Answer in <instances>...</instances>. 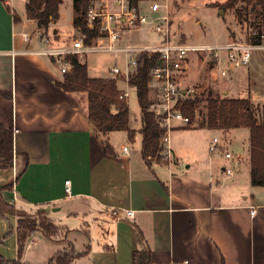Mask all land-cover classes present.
I'll list each match as a JSON object with an SVG mask.
<instances>
[{
    "label": "crops",
    "instance_id": "crops-1",
    "mask_svg": "<svg viewBox=\"0 0 264 264\" xmlns=\"http://www.w3.org/2000/svg\"><path fill=\"white\" fill-rule=\"evenodd\" d=\"M13 6L0 0V119L14 134L13 166L0 168V186H11L3 191L6 201L28 214L44 212L68 231L75 251L89 246L72 264H133V252L145 245L150 264H264V186L251 182L249 130L243 131V158L228 147L234 131L245 128L226 131V142L219 138L221 149L212 153L205 129L176 124L169 147L177 162L146 163L141 128H134L133 140L127 131L96 132L87 118L86 93L60 87L65 73L48 49L71 46V37L61 33L62 13L54 38L27 18L26 6L23 17L15 0ZM72 18L74 28V2ZM78 35L75 28L71 36ZM228 166L231 175L224 171ZM128 209L133 217H125ZM17 220L0 216L5 260L19 259ZM34 237L21 258L25 263L49 264L66 248L54 237Z\"/></svg>",
    "mask_w": 264,
    "mask_h": 264
},
{
    "label": "trees",
    "instance_id": "trees-1",
    "mask_svg": "<svg viewBox=\"0 0 264 264\" xmlns=\"http://www.w3.org/2000/svg\"><path fill=\"white\" fill-rule=\"evenodd\" d=\"M74 1V25L79 35H87V41L95 31L89 27L86 19L88 0ZM62 0H26L27 18L37 23L43 36H50L53 25L60 18V5ZM223 10L231 9L239 23H247L249 34L246 41L260 43L264 25V0H226L221 4ZM77 12V15H76ZM256 32V34H254ZM58 38V34L52 35ZM76 38L73 37L72 40ZM57 61L55 56H51ZM63 61L69 64L65 72L64 81L60 87L65 91L86 93L88 100L87 118L95 131L106 135L111 131H127L131 140L134 139L136 129L130 126V107L127 96L120 98L122 90L119 88L117 77H91L88 73L87 63L81 62L74 53L67 54ZM158 54L149 56L141 53L137 59V69L129 77V84L137 89L138 102L141 108L142 127V155L146 163L164 162L162 156V139L166 133L162 117L152 111L153 99L150 95L152 70L158 66ZM1 94V93H0ZM205 112L200 119L197 118L199 106L202 101L194 94L184 95L179 99L177 107L184 115L190 118L187 128H193L201 123L214 130L229 131L234 128H247L250 142L251 182L255 186H264V112H260L249 97H226L210 91L205 98ZM107 149L112 151L109 144ZM14 161V134L7 129L0 119V168H10ZM9 185L0 186V216L18 215V260H5L0 254V264H28L21 260L27 246V240L38 230L49 239L54 237L60 229L52 221H45L28 216L17 210L14 205L6 201L3 196ZM44 215V212H38ZM40 221V222H39ZM40 223V224H39ZM74 249L59 251L49 264H72V262L85 254ZM133 264H150L151 249L145 245L136 249L132 256Z\"/></svg>",
    "mask_w": 264,
    "mask_h": 264
},
{
    "label": "built area",
    "instance_id": "built-area-1",
    "mask_svg": "<svg viewBox=\"0 0 264 264\" xmlns=\"http://www.w3.org/2000/svg\"><path fill=\"white\" fill-rule=\"evenodd\" d=\"M8 5H13L14 0H4ZM86 9V19L90 28L95 34L88 39L87 35L80 34L72 40L71 46L48 49L51 56L59 58L62 64L61 70L65 73L69 64L63 58L70 53L78 56L81 62H85L88 52H113L118 54L124 52L130 55L129 62L125 69L115 66L112 72L117 75L130 77L137 69V59L141 53L149 56L158 54L160 63L152 70L153 104L152 111L160 115L166 128V133L162 139V156L168 163H176L177 158L172 154L169 147V132L174 125L188 126L190 118L183 114L177 107L179 99L184 95H190L193 89L182 86L181 72L189 68V58L191 53H206L211 59L209 76L217 81L222 77L229 76L242 66L250 63L254 50H264V31L260 34L261 42L252 43L249 41L232 40L220 45H200L188 44L181 41L171 42L170 30L171 20L168 3L160 0H88ZM147 3V7L145 4ZM151 12L152 16L148 14ZM146 27L147 33L152 32L157 38L144 42L119 45L123 34L139 32ZM256 34V32H254ZM22 37L28 40L29 36L24 33ZM48 42L49 39H46ZM221 53L226 55V66L217 68L220 63ZM127 96L126 91H122L120 98ZM220 140L214 137L210 145V151H220ZM126 150L127 147H124ZM225 157L233 160L234 155L226 151ZM227 175L233 174L234 168L228 166L224 168ZM66 191H71L70 180L65 182ZM256 211L253 210L252 214ZM135 211L128 209L125 217H133Z\"/></svg>",
    "mask_w": 264,
    "mask_h": 264
},
{
    "label": "rangeland",
    "instance_id": "rangeland-1",
    "mask_svg": "<svg viewBox=\"0 0 264 264\" xmlns=\"http://www.w3.org/2000/svg\"><path fill=\"white\" fill-rule=\"evenodd\" d=\"M225 1L226 0H160V2L168 3L169 5L171 42L177 43L181 41L188 44L220 45L231 42L232 40L245 41L251 29H248L247 23L241 24L238 22L233 10L228 9L225 11L222 9L221 4ZM73 2V0H63L62 17L60 20L62 36L71 37L70 44L72 43L71 33L76 28H73L72 24ZM10 6V8L13 7L14 9L13 5ZM25 6L26 3L24 0H15V9L18 16L23 17ZM147 6L146 3L145 7ZM221 11H223V13H221ZM148 14L152 16L150 11H148ZM262 29L264 31V25ZM146 31L147 29L144 27L139 32L123 34L122 41L119 42V45L123 46L128 44V42L137 43L157 38L152 32L147 33ZM52 35L53 31L50 36ZM221 55L220 63L216 65L217 68L225 67L227 64L226 55L224 53H221ZM129 58L130 55L124 52H119L115 57V53L113 52L92 51L86 53L85 62L87 63L88 73L91 77H117L118 85L125 89L123 91L127 92V100L130 107V125L133 126V128L139 129L142 127V121L137 89L129 84V77L125 75L115 76L112 72L115 66L125 69L129 62ZM188 60L189 68L181 72L182 86L193 89L191 93L202 99L197 115L198 119H200L202 113L205 112V98L210 91L219 93L222 96L250 97L256 108H258L260 112H264V50H254L252 52L250 63L240 68L243 69L247 67V71L235 78L232 77L233 72L229 76L222 77L217 81L212 80L209 76L211 59L206 53H191ZM153 94L154 92H152V94L150 93L152 99L154 97ZM193 128L205 129V131H207L205 137L207 140L212 141L214 137L220 138L221 142H226L227 140L228 134L226 135L225 131L210 129L205 124L201 123L200 120ZM243 131L248 132V129H237L234 131L233 143L228 148H230L235 155L238 154L245 158L244 154H246L245 152L247 151L248 139ZM216 152L217 151H215V153ZM23 212L28 216L38 220L40 219V221H51L45 214H28L25 211ZM33 235H35L34 238L38 242H40V237H43L41 230L35 231L30 238ZM55 239L56 241L62 240L66 242V248L64 250L70 251L73 249L68 231L59 229L54 235L53 240ZM7 244L10 245V241H8ZM7 248L9 252L12 251V247ZM77 249L79 250V247H77Z\"/></svg>",
    "mask_w": 264,
    "mask_h": 264
},
{
    "label": "water",
    "instance_id": "water-1",
    "mask_svg": "<svg viewBox=\"0 0 264 264\" xmlns=\"http://www.w3.org/2000/svg\"><path fill=\"white\" fill-rule=\"evenodd\" d=\"M221 13H223V11H221ZM54 33H56V31H54ZM48 210H50V207H47Z\"/></svg>",
    "mask_w": 264,
    "mask_h": 264
}]
</instances>
